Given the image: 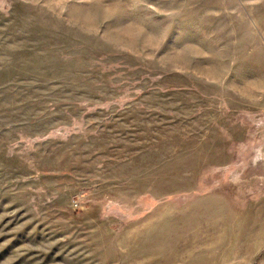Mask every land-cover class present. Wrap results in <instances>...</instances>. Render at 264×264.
<instances>
[{"label": "rangeland", "instance_id": "1", "mask_svg": "<svg viewBox=\"0 0 264 264\" xmlns=\"http://www.w3.org/2000/svg\"><path fill=\"white\" fill-rule=\"evenodd\" d=\"M0 264H264V0H0Z\"/></svg>", "mask_w": 264, "mask_h": 264}]
</instances>
